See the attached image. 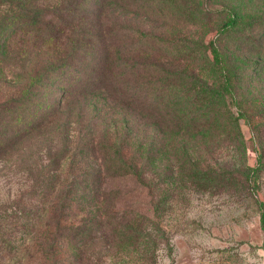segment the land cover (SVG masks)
<instances>
[{"label":"rangeland","instance_id":"374dc122","mask_svg":"<svg viewBox=\"0 0 264 264\" xmlns=\"http://www.w3.org/2000/svg\"><path fill=\"white\" fill-rule=\"evenodd\" d=\"M21 1L0 7V100L30 94L43 124L0 160L2 223L38 174L43 210L57 183L100 176L153 213L155 257L96 243L82 264H264V0ZM34 245L0 264H71Z\"/></svg>","mask_w":264,"mask_h":264},{"label":"trees","instance_id":"16d2710c","mask_svg":"<svg viewBox=\"0 0 264 264\" xmlns=\"http://www.w3.org/2000/svg\"><path fill=\"white\" fill-rule=\"evenodd\" d=\"M22 2L0 0V7ZM14 20L8 18L5 22ZM18 21L26 25L30 17H21ZM5 22L0 23V80L7 77V71L4 70L5 62L8 61V36L3 29ZM33 24L30 21L26 27ZM231 24L232 21L225 22L224 31ZM30 32L37 42L43 39V31L39 32L33 28ZM212 54L215 63L220 64V55L215 47L212 48ZM225 84L228 85L227 80ZM101 87L106 89L108 86ZM121 97L123 98L122 95ZM29 101L30 94L0 100V160L12 153L43 124V120L27 123ZM64 157L65 151L54 155L48 172L60 173V164ZM103 169L105 172L109 171L104 161L98 172H102ZM39 177L40 174L33 177V186H36H31L32 191L24 195L33 202L31 206L19 201L14 208H7L8 211L2 219L4 221L9 218L7 223H2L0 215V251L3 256L7 254L10 257L13 245L16 243L22 244L28 241L35 243L34 246L38 248L41 257H54L53 262L56 260L55 257H64V254L72 258L71 264H82L83 257H98L100 249L97 252L90 251L96 243L104 246L102 249L112 246L119 249L132 248L140 251L141 257H152V259L155 257L156 238L152 233L147 232L148 224L150 226L153 222V213L150 209H145L139 198L132 195L131 191L122 195L120 188L110 187L106 179L100 176L79 182L65 180L57 183V188L55 185L52 187L47 209L43 210L39 208L43 207V182ZM73 205H77L80 210L75 212L72 209ZM259 211L261 228L264 230L263 203H259ZM33 230L35 232H32ZM150 230L152 231V225ZM13 231L20 235L13 234ZM150 263L153 264V260Z\"/></svg>","mask_w":264,"mask_h":264}]
</instances>
